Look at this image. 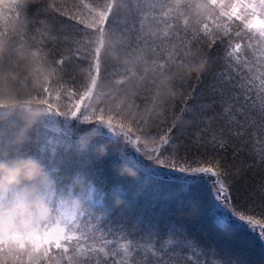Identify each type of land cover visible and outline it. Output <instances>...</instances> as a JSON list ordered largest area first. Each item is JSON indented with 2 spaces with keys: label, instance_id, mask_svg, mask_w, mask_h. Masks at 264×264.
<instances>
[{
  "label": "snow or ice",
  "instance_id": "obj_1",
  "mask_svg": "<svg viewBox=\"0 0 264 264\" xmlns=\"http://www.w3.org/2000/svg\"><path fill=\"white\" fill-rule=\"evenodd\" d=\"M12 24L38 67L59 69L62 98L84 94V70L93 83L123 73L129 91L147 79L142 101L157 77L171 83L163 115L152 99L136 124L156 140L150 157L128 154L140 175L115 170L138 182L114 186L111 200L127 203L45 225L35 238L52 239L49 253L65 264L78 253L83 264H264V0H11L0 37L18 38Z\"/></svg>",
  "mask_w": 264,
  "mask_h": 264
},
{
  "label": "clouds",
  "instance_id": "obj_2",
  "mask_svg": "<svg viewBox=\"0 0 264 264\" xmlns=\"http://www.w3.org/2000/svg\"><path fill=\"white\" fill-rule=\"evenodd\" d=\"M10 6L11 0H0V7L5 11ZM9 28L18 38L0 37V122L16 117L18 123L6 149L0 146V152L4 153L0 155V264H65L62 254L54 249L49 253L51 238L41 243L35 235L64 215L80 216L92 210L94 184L80 175L68 188L61 189L47 166L23 151L32 131L52 118H60L58 130L61 132L68 131V124L79 121L73 133L79 150L87 152L92 147L101 159L111 152L119 160L115 170L131 177L139 176L140 170L128 159L129 152L139 149L144 156L150 157L156 140L151 136L140 138L138 143L107 139L97 113L73 114L74 109L63 102L55 87L59 69L46 63L38 67L36 61L41 54L19 38L23 29L16 24ZM126 203L122 195L111 200L114 208ZM84 255L75 254L73 264H83Z\"/></svg>",
  "mask_w": 264,
  "mask_h": 264
},
{
  "label": "trees",
  "instance_id": "obj_3",
  "mask_svg": "<svg viewBox=\"0 0 264 264\" xmlns=\"http://www.w3.org/2000/svg\"><path fill=\"white\" fill-rule=\"evenodd\" d=\"M107 55L114 61L120 59L115 46H110ZM83 73V71L79 73L82 78ZM169 75L172 80H175L180 72L177 69ZM84 79L89 85L85 90L89 93V97L85 99L86 105L83 106L82 111L95 112L99 121H108L115 127L125 129L127 134L138 139L147 137V126L144 132H138L136 124L151 107L152 99H155L157 106L154 118L161 115L160 109L170 99L171 83L163 77H157L156 84L150 85L148 101L140 99L142 90L149 87L147 79L140 82L133 91H129V85L124 82L126 77L123 73L100 79L94 86H91L93 82L88 80V76ZM116 80H119L120 84H117ZM63 99L68 101V95L64 94ZM17 123L16 117L0 122V146H4L5 149L7 141L14 134V126ZM73 133L53 131L41 125L32 131L31 139L23 146V151L39 158L56 178L61 189L68 188L80 175L92 180L96 193L94 195L100 199V205H106L111 201L115 185H124L135 191L138 183L135 179L125 180L116 174L114 166L119 163L116 155L110 152L108 156L101 159L92 147L87 152H81ZM3 154L0 152V155Z\"/></svg>",
  "mask_w": 264,
  "mask_h": 264
},
{
  "label": "rangeland",
  "instance_id": "obj_4",
  "mask_svg": "<svg viewBox=\"0 0 264 264\" xmlns=\"http://www.w3.org/2000/svg\"><path fill=\"white\" fill-rule=\"evenodd\" d=\"M84 73H83V78L85 77V76H87V71L86 70H84L83 71ZM96 82H94V83H91V86H94V84H95ZM89 97V93H86V92H84V94L83 95H80V96H77V97H75V98H69V100L67 101V100H64L63 98V102L64 103H66L67 105H69L70 107H72L73 109H74V112L76 113V112H82V110H83V106H85L86 104H85V99H87ZM101 122V124L103 125V128H102V131H103V134H104V136H106L107 138H109V135H111L110 137L111 138H113L112 137V135L114 136V134H116V136H117V140L116 139H114L115 141H117V142H119V140L120 139H125V140H127V141H129L130 142V140H129V137L131 136L130 134H127L126 132V130L125 129H123V128H119V127H115V126H113V124L112 123H110V122H108V121H100ZM79 121H73L71 124H68L67 125V128H68V131H70V132H74V128L76 127V126H79ZM59 124H60V118H52V119H49V120H47V121H45L43 124H42V126H45L46 128H49V129H51V130H53V131H58V132H60L58 129H59ZM109 128H112V134H107L106 133V130L107 129H109ZM110 139V138H109ZM136 139H138L137 137H134V136H131V140L132 141H135ZM111 140H113V139H111ZM92 181V180H91ZM92 196L95 198V203L96 204H99L100 205V199L99 198H96V193H95V191H94V188H93V190H92ZM95 194V195H94Z\"/></svg>",
  "mask_w": 264,
  "mask_h": 264
},
{
  "label": "water",
  "instance_id": "obj_5",
  "mask_svg": "<svg viewBox=\"0 0 264 264\" xmlns=\"http://www.w3.org/2000/svg\"><path fill=\"white\" fill-rule=\"evenodd\" d=\"M111 132L112 133V130H109L108 133Z\"/></svg>",
  "mask_w": 264,
  "mask_h": 264
}]
</instances>
